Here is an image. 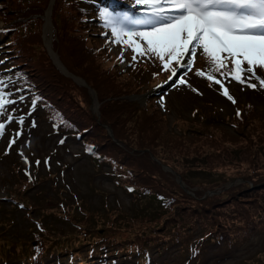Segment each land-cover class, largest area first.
Segmentation results:
<instances>
[{
    "label": "trees",
    "instance_id": "obj_1",
    "mask_svg": "<svg viewBox=\"0 0 264 264\" xmlns=\"http://www.w3.org/2000/svg\"><path fill=\"white\" fill-rule=\"evenodd\" d=\"M49 1L0 0V19L6 26L0 28V42L7 49L0 53L8 63L0 79L13 78L12 86L29 97V110L40 107L54 131L76 137L94 166L105 165L107 173L134 197L141 210L135 208L130 215L119 205L86 206L81 198L68 202L59 188L56 204L43 212L69 232L52 236L41 219L31 216L35 206L29 203L25 190L38 177L35 173L25 175L14 183V198L0 196V208L1 201L16 203L38 231L33 244L20 256V264H43L56 256L57 264H63V257L84 264L95 255L134 256L136 264H146L154 245L159 249L177 247L181 254H200L208 242L232 248L263 230L264 86L259 79H264V67L255 68L262 77L251 82L257 85L255 89L246 83L249 94L261 99L260 108L248 99L235 104L227 119L221 121L197 118L195 110L191 123L175 133L166 124L156 94L143 105L128 98L143 93L145 83L158 85V73L147 72L143 59L132 62L126 71L118 70L115 57L98 47L91 36L96 6L102 10L109 3L54 0L52 49L68 73L83 78L96 92V115L90 109L88 88L65 76L43 46L41 17ZM204 57L221 75L234 68L230 58L225 59L223 69H217L206 54L199 58ZM242 67L246 70L248 65ZM142 71L149 76L138 77ZM193 174L211 176L196 180ZM235 177L241 178V184L224 189ZM2 225L0 220V238ZM49 237H58L57 244ZM81 246H87L84 255L79 254ZM7 259L0 256L5 264Z\"/></svg>",
    "mask_w": 264,
    "mask_h": 264
},
{
    "label": "rangeland",
    "instance_id": "obj_2",
    "mask_svg": "<svg viewBox=\"0 0 264 264\" xmlns=\"http://www.w3.org/2000/svg\"><path fill=\"white\" fill-rule=\"evenodd\" d=\"M53 1H49L41 17L43 21L41 36L43 46L48 56L53 60L54 65L65 76L70 77L76 85L88 88V94L91 96L90 109L94 114L99 115L98 108L94 109L92 106L93 102L98 103L96 92L87 86L83 78L68 73L57 52L52 49L55 40L51 21ZM106 1L109 5L105 3L104 9L99 10V5L96 6L97 11H94V19L90 27L91 32H93L91 36L95 38L98 47L107 50L115 57L118 70L126 71L132 62H140L143 59L147 72L158 73V85H149L152 82L145 83L143 93L131 95L128 98L143 105L147 98L156 94V103L165 114L169 129L175 131V133L180 132L191 123L190 120H192L195 110L199 113L197 118H212L221 121V119H227L228 113L233 110L235 104L248 99L252 100L257 108L262 106L261 99L258 96L253 97L249 94L246 84H240L229 77L225 79L217 70L212 68V64L208 62L206 57L200 59L199 57L203 53L202 49L197 50V57L194 59L191 69L181 67L177 77H173V80L169 81L171 71L165 70L160 65L161 61L158 62L157 57L152 54L140 56L133 53L131 48L116 44L111 35V28L106 27L100 18V12L107 9L118 16L126 27L138 28L140 26L139 21L144 19L143 13L148 9L136 5L135 0ZM47 21L50 25V31L44 35ZM0 28H6L1 19ZM4 47L5 43L0 42V52L7 51V49H3ZM121 51L124 52L122 61L119 59ZM133 55H136V60L132 59ZM3 57L0 53V62H2L0 63V76L4 74H2V71L5 70L8 64L4 63ZM183 59H188V57ZM195 64L196 67H194ZM197 71H203L205 75L198 76ZM254 71L255 77H252L250 82H253L255 78H262L259 72L255 69ZM209 73L222 80L224 86L229 89L235 103L223 95L222 88L219 85L207 79ZM142 75L149 76L146 72L137 74L138 77H142ZM181 75L186 80L185 84L179 83ZM245 75L247 79L250 76L247 72ZM2 79L7 84L5 91L11 93L8 98L14 100L15 103L8 105L4 112L0 113V123L5 124L6 129L4 135L0 136V196L9 194L10 198H14V192L17 191L14 186L15 181L24 178L25 175L35 173V177H38V179L25 190V196L29 203L35 206L31 213L32 218L35 220L41 219L48 234L52 236L56 234L62 236V234L69 232V229L56 218L43 212L44 208L56 204L59 198L57 195L59 188L62 189L60 195L68 202H74V198H81L86 206L103 207L102 204H106L108 207H115L119 205L123 211L130 215L135 208L141 210L134 197L128 194L107 173L108 169L105 165L101 168L94 166L93 162L83 152V146L76 137L64 136L62 133L54 131L50 122L42 116L40 107L29 110V97L24 94L23 90L15 89L12 86L14 79L8 80L5 79V76ZM145 94L147 96H144ZM20 97H23V99L21 100ZM8 116L14 119L9 121ZM20 117H24L23 124L19 123ZM183 118L187 122L183 121ZM108 132L110 134V130ZM17 133H20L19 136H17ZM13 139L16 140V143L10 146V141ZM37 161L40 163L37 164ZM163 168L170 171L166 167ZM209 176L211 175H192L196 180ZM177 180L182 187L186 188L179 176ZM241 182L240 177H235L224 185V189L239 185ZM208 193L212 194L213 192ZM218 193H220V190H218ZM1 202H3V207L0 208V220L3 221L1 227L3 233L0 238V256L5 259L9 258L7 264H20L22 262L20 256L25 255L30 245L33 244L34 235L38 234V231L25 215L23 208L18 207L16 203L11 201ZM9 219L12 220L10 224ZM42 236L47 238L45 235ZM58 237L55 239L53 237L49 238L57 244ZM58 244L61 245L60 242ZM86 248L87 246H81L79 254L84 255ZM150 249L146 264H264V229L252 233L244 243L236 244L232 248L208 242L200 254H181L180 249L177 247L159 249L158 245H154ZM57 257L55 259L51 257L43 264H57ZM112 257L115 259L112 260ZM62 260L64 261L63 264H79L78 259L69 260L68 257H63ZM136 262L137 257L134 256L127 258L125 255L109 257L95 255L91 261L84 264H136ZM0 264L5 263L0 261Z\"/></svg>",
    "mask_w": 264,
    "mask_h": 264
},
{
    "label": "snow or ice",
    "instance_id": "obj_3",
    "mask_svg": "<svg viewBox=\"0 0 264 264\" xmlns=\"http://www.w3.org/2000/svg\"><path fill=\"white\" fill-rule=\"evenodd\" d=\"M136 5L144 6V19L138 28H129L107 9L100 12V18L116 44L131 48L133 53L157 57L165 70L171 71L169 81L177 77L181 67L191 69L197 50L202 49L217 69L225 67V59H231L234 66L229 73H222L227 79L255 89L250 79L255 77L256 66L264 67V0H135ZM226 54V55H224ZM121 51L119 59L123 60ZM188 57V59H183ZM136 55L132 59L136 60ZM2 63V62H0ZM248 65L245 70L242 66ZM250 74L246 80L244 73ZM204 76L203 71H197ZM207 79L222 88L223 95L233 103L229 89L221 79L212 73ZM179 83L185 84L183 75ZM264 86V79H259ZM7 84L0 79V113L14 104L5 91ZM22 100L23 97H20ZM9 121L14 118L8 116ZM24 117L19 118L23 124ZM5 124L0 123V136L5 133ZM20 133H17L19 136ZM16 140L10 141L15 144ZM40 162L37 161V164Z\"/></svg>",
    "mask_w": 264,
    "mask_h": 264
},
{
    "label": "bare ground",
    "instance_id": "obj_4",
    "mask_svg": "<svg viewBox=\"0 0 264 264\" xmlns=\"http://www.w3.org/2000/svg\"><path fill=\"white\" fill-rule=\"evenodd\" d=\"M48 31H50V25H49V22L47 21V24L44 28V35L47 34Z\"/></svg>",
    "mask_w": 264,
    "mask_h": 264
},
{
    "label": "water",
    "instance_id": "obj_5",
    "mask_svg": "<svg viewBox=\"0 0 264 264\" xmlns=\"http://www.w3.org/2000/svg\"><path fill=\"white\" fill-rule=\"evenodd\" d=\"M50 51H51V50H50ZM144 96H147V94H145ZM129 98H130V97H129ZM92 106H93L94 109H97V108H98V103H97V102H93ZM91 108H92V107H91ZM110 134H112V133H111V130H110Z\"/></svg>",
    "mask_w": 264,
    "mask_h": 264
}]
</instances>
